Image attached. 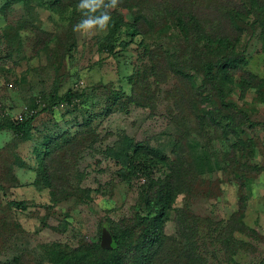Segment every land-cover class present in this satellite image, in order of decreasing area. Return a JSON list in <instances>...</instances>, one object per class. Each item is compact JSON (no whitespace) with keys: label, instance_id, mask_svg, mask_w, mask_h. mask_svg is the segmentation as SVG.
I'll return each instance as SVG.
<instances>
[{"label":"rangeland","instance_id":"obj_1","mask_svg":"<svg viewBox=\"0 0 264 264\" xmlns=\"http://www.w3.org/2000/svg\"><path fill=\"white\" fill-rule=\"evenodd\" d=\"M55 1L0 0V264H112V227L153 217L146 192L169 168L189 174V196L157 250L182 264L187 222L200 263L264 264V12L239 11L236 68L218 67L214 88L166 0H124L87 34L73 31L79 0ZM68 93L79 98L49 108Z\"/></svg>","mask_w":264,"mask_h":264},{"label":"trees","instance_id":"obj_2","mask_svg":"<svg viewBox=\"0 0 264 264\" xmlns=\"http://www.w3.org/2000/svg\"><path fill=\"white\" fill-rule=\"evenodd\" d=\"M206 1H211L207 5L202 4ZM243 3L236 4V7L228 4L223 0H201L200 3L193 2L191 4H185L184 0H166L163 3H159L160 12L166 16H170L173 23L182 32L187 44L185 53L187 55L186 60L191 58L190 67L202 71L206 78L211 80V84L216 88L218 81L217 78V68L224 66L226 68L232 67L236 68V58L230 57L234 49L235 35H232L233 29L236 30L238 25L234 23V20L239 18V11L242 12L248 10V6L255 7V13L262 15L264 12V0H242ZM68 0H56L55 5L59 4L65 6ZM215 2V3H214ZM73 6L77 5L76 0H71ZM124 0H119L118 6H123ZM260 10V11H259ZM252 10H248V12ZM247 12V11H246ZM224 15L223 19L221 18ZM223 20V22L229 25L226 28L219 27L215 29L217 23ZM233 21V23H232ZM119 23V22H118ZM116 23V25H119ZM204 41L206 44L203 45L202 51L198 50L197 45L199 42ZM232 47V49H231ZM184 57H181V59ZM170 61H172L170 59ZM241 63V62H240ZM244 62L241 63L239 67L244 66ZM181 68V67H179ZM79 98L77 93H68L63 98H59L54 102L49 108L56 107L59 105L67 104L71 105L75 100ZM46 108V109H49ZM30 121L20 122L11 124L8 126L9 131L14 134L24 133ZM147 163L145 166L150 164V160H145ZM163 178L155 184V182H150L148 191L144 199L145 208L147 209V214L153 216L152 218H141L140 223L133 225L132 221L127 224L122 222L117 223L113 226L112 236L109 242H105V248L109 246L110 252H114L119 249V246L123 250L120 256L115 258H110V263L112 264H157V259H162L165 264H179L178 260L173 262L170 260L172 254L175 252H170L165 250L167 245L163 246V249L157 250L162 241V226L164 218L167 216V212L172 210V205L175 198L181 194L185 193L189 196V192H186L183 188L178 185L185 183L188 180V175H178L175 176V172L172 168L166 170ZM169 172V174H168ZM17 206H22V203L18 202L15 204ZM177 216H193L190 213L184 214V210H175ZM179 218L178 221H182ZM188 230L183 232L182 240L184 244L182 245L180 253L183 254L184 259L182 264H202L200 263L202 256L196 250L195 242L192 243L193 237L192 233L195 232L194 223H187ZM135 228H141L142 233L139 236L134 231ZM183 231V230H182ZM180 234H182L180 232ZM190 234V235H189ZM192 236V237H191ZM167 252H165V251ZM104 252V251H103ZM204 261V260H203Z\"/></svg>","mask_w":264,"mask_h":264},{"label":"clouds","instance_id":"obj_3","mask_svg":"<svg viewBox=\"0 0 264 264\" xmlns=\"http://www.w3.org/2000/svg\"><path fill=\"white\" fill-rule=\"evenodd\" d=\"M119 0H79L77 5L84 17L73 26L74 32L81 34L104 31L111 20V9H115Z\"/></svg>","mask_w":264,"mask_h":264}]
</instances>
